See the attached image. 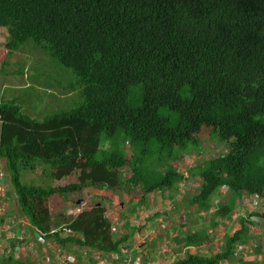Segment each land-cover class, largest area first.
<instances>
[{
    "label": "trees",
    "instance_id": "obj_1",
    "mask_svg": "<svg viewBox=\"0 0 264 264\" xmlns=\"http://www.w3.org/2000/svg\"><path fill=\"white\" fill-rule=\"evenodd\" d=\"M0 30L8 55L32 41L72 71L81 92L76 109L41 122L24 116L17 102L0 99V160L33 228L50 231L46 200L67 202L91 187L115 191L128 183L132 191L140 187L142 202L196 179L197 193L181 206L209 212L225 190L230 198L216 206L219 221L245 198L264 200V0H0ZM204 140L224 152L187 175L173 166L190 150L200 152ZM40 166L52 169L57 181L78 171V183L23 186L20 172ZM104 212L83 213L47 238L116 252L128 238L112 237ZM253 220L264 221V212L239 220L222 252L190 254L174 264L234 258L236 247L249 244ZM216 227L190 234L186 244L206 243ZM259 245L254 259L264 258Z\"/></svg>",
    "mask_w": 264,
    "mask_h": 264
},
{
    "label": "rangeland",
    "instance_id": "obj_2",
    "mask_svg": "<svg viewBox=\"0 0 264 264\" xmlns=\"http://www.w3.org/2000/svg\"><path fill=\"white\" fill-rule=\"evenodd\" d=\"M6 38L7 37L5 31L0 30V65L6 63V65L2 69L3 73L0 74V99L2 102L5 103L9 101L17 102L18 106L21 108V113L24 116L36 122H41L45 118L51 117L60 112L72 111L81 104L82 101L81 92L76 85V77L72 73V71L61 66L55 59H52L49 56L48 52H46L45 50L35 47L32 41L26 43L18 52L8 55L3 48V43L6 40ZM0 130H1V126H0ZM102 148L105 149V146H102ZM223 150L224 149L222 145H219L213 141L204 140L201 144L200 152L196 153L193 150H190V153L182 156L180 161L173 163V166L177 170H180V172L183 173L184 175L185 174L187 175L189 170H191L192 168H197L199 165L211 161L212 158H215L219 154H222L224 152ZM125 152L126 155L131 152V149L129 148L128 145L125 147ZM183 159H185V161L187 160L188 162L187 163L185 161L183 162ZM42 171L43 172L45 171L46 177H42L40 175ZM51 172H53L52 169L45 168L44 166L38 167L35 170V172H28L22 170L20 172V181L23 186H27V187L32 186L38 188L65 187L67 185L78 183V179H79L78 171H75L71 175L66 177L67 179L65 178L66 179L65 181L64 179L61 181L52 179L50 177ZM130 173L131 171L127 170L122 176H120L121 180L124 181L128 179ZM200 183L201 182L196 179H190V182L187 181L180 185L179 190L175 192L176 195H174V193L171 192L154 193L150 196L148 195L149 197L148 198L146 197V206H145L146 207L145 213L147 214L148 217L147 220H149V218H153V219L157 218L158 215L155 214L159 211L160 214L165 212L164 211L165 209L164 208L160 209V206L168 204L170 200L173 202L175 201L181 202L182 200L192 199L197 193ZM94 189H106L111 191L107 187H103V188L99 187ZM176 189H178V185ZM138 191H141L140 187H137L136 190L132 191V187L128 183H124L122 187L113 191L114 194H116L115 195L116 204L114 205L113 210L109 208H108L109 210L107 209L109 211L108 214L116 215L117 216L116 218L118 219H114V220H116L118 223L122 221L125 222L127 218L124 216L126 213V209L131 205H133V207L135 208L136 207L135 205L138 204V201L140 199L139 195L142 194L141 192ZM76 194H77L76 197H73L72 195L69 196V201L72 202V205L73 206L78 205V207H80L83 210L81 214L91 212L92 211L90 210L91 199L88 200L89 202L88 206L87 205L81 206L80 203L76 204V202L86 199L88 193L79 192ZM229 198L230 196L228 192H226L225 190L221 191L220 193L216 194L213 198L214 206L212 210L203 214H199V213L195 214L196 217L193 218V223L195 227L198 226L199 229L197 230H201V232H205L206 234L209 232L208 227L211 226V224H215L216 222L218 223V227H216L215 231H210L211 236L212 234L214 235L215 242L213 241L208 244L198 246V248L195 251L196 253L203 254L206 256H214L216 254V251L214 250H219L222 247V241L224 240V238L229 236L231 233L235 232L234 229L227 230L225 225L227 222L228 225H230V227H234L235 221L237 220V218H239L238 213L241 218H246V216H248L249 214L264 212V201L257 200L255 203H253L251 200H255V198L254 199L245 198L242 201H240L241 205L243 206H240V208L242 207V209H240L238 213L236 210V213H233L226 221L216 220L214 215L215 211L218 208L216 206L220 203L226 204ZM56 201H59V203L64 202L62 198L60 199V197H58ZM93 204L94 203H92V205ZM121 206H124L125 210H122ZM23 216L26 218L25 215ZM168 219L171 220L169 216ZM176 219H179V216H176ZM26 220L28 222L30 229L32 230L33 238H35L34 234H41L40 231L33 228L29 224L27 218ZM64 222H66L65 218H64ZM171 222L173 226L175 221L171 220ZM255 222L253 223V227L251 229L249 228L248 231L250 232L253 241L255 242V244L253 245L255 246L256 244L257 245L261 244L258 247H260L264 253V238H263V233H260V231L264 232V221L255 220ZM151 223L152 222L147 223L149 227V229L147 230H142V229L138 230L135 228L137 230L136 234L137 235L141 234L140 235L141 240L138 241V244L141 245H136V247L143 246L145 244L148 246V248L149 246L151 247L150 249L147 248L148 249L147 251L142 250V252H146V256H149L150 252L152 255L156 254L154 250H156L159 254H163L167 252L166 249L158 247L160 241H164L170 244L173 243L175 245L176 243L179 245H183L184 242L183 237L182 236L175 237L177 234L171 237L156 235L157 233L154 230L156 224L154 225ZM189 225L190 224H188V226ZM65 226L66 225H64L63 227ZM149 230L150 232L146 234L145 231H149ZM20 237L22 236L20 235L19 239H21ZM248 247L253 248L252 245ZM238 248L240 249V251H238L237 254L243 253L242 257H244L245 263L263 264L264 258L258 257L254 259L253 258L254 256L252 255L253 253L252 250L247 248L246 245H241ZM161 249L164 252H160L159 250ZM174 253H177L179 256L183 254V252L180 251V248L174 250ZM244 262L241 263L245 264Z\"/></svg>",
    "mask_w": 264,
    "mask_h": 264
},
{
    "label": "crops",
    "instance_id": "obj_3",
    "mask_svg": "<svg viewBox=\"0 0 264 264\" xmlns=\"http://www.w3.org/2000/svg\"><path fill=\"white\" fill-rule=\"evenodd\" d=\"M6 168L7 167L5 161L0 160V264H174L176 261L183 260L187 255L190 254L192 256L199 255L201 257H210L203 254H198L195 251L198 246L213 242V234L212 236L211 234L209 235V241L201 245L194 246L186 244L187 236L195 233L196 231H201L197 230L199 229V227H195L193 223V218L196 217L195 214H200L197 209H185L183 206H181L182 201L173 202L170 200L168 204L160 206V209L164 208L165 212L160 214L159 211L155 214L158 215L157 218H149V220H147L148 217L145 213L146 198L142 202H140L139 199L138 204L135 205V208L133 207V205H131L126 209V213L124 216L127 218L125 222L122 221L118 223L116 220H114L118 219L116 218V215L108 214V210H113L114 205L116 204V194H114L113 191H109L106 189H88L84 191L85 193H88L86 199L80 200L76 202V204L80 203L81 206H88V200L91 199L90 210L104 208V218L109 224L112 237L115 239H120L127 236L128 238V240L116 252H99L88 248L77 247L71 244L62 245L53 238H47V234L59 230L64 225L67 226V224H71L83 212V210L78 207V205L73 206L72 202L69 201V196L71 195L67 197V202L63 200V204L59 203V201H56V199H58L57 196L51 197L48 202L47 200L45 201V205L49 210L50 231L48 233L34 234L35 238H33L32 230L30 229L26 218L23 216L24 214L20 210L16 195L10 185V179L7 170L5 171ZM66 179H64V181ZM179 187L180 186L178 185V189L171 193H174V195H176L175 192L179 190ZM220 192L221 191H219L218 193ZM76 195V193L72 194L73 197H76ZM149 196L147 195L146 197L148 198ZM92 203L94 204L92 205ZM174 206L180 207L179 210H176L177 212L175 214L173 213ZM240 206L243 205H241L240 203L239 207L235 208L234 211L229 215V217L233 213H236V210L238 213L239 210L242 209V207L240 208ZM121 209L125 210V207L121 206ZM168 216L171 220L175 221L173 226L171 220L168 219ZM176 216H179V219H176ZM238 216L239 218H237V220L235 221L234 227H230V225H228V223L226 222L225 226L227 230H237L239 220L245 219L241 218L239 213ZM64 218L66 222H64ZM227 219L223 221H226ZM150 222H152L151 224H156V227L154 229L157 233L156 235L171 237L177 234L175 237H183V245H179L177 243L175 245L173 243L170 244L164 241H160L158 247L166 249L167 252L159 254L156 250L153 249L156 254L152 255L150 252V255L146 256V252H142V250L147 251L151 247L149 246L148 248L146 244L143 246H139L140 248L136 247V245H141L138 244V241L141 240V234L137 235L136 229L147 230L149 229L147 223ZM254 222H250V229L253 227ZM188 224H190L191 226H188ZM212 231H215V229ZM149 232L150 230L145 231L146 234H148ZM20 235L22 236L20 237L21 239H19ZM230 235H232V233ZM69 236L70 238L74 239L80 238L77 234H71ZM248 237L250 238V240L249 244L246 245L247 248H249L248 246L250 245L254 247L253 244H255V242L253 241V238L249 231ZM67 238L68 237L66 234L62 235V239ZM225 238L222 241V247L219 250H214L216 251V253L223 251ZM178 248H180V251L183 252V254H181L180 256L177 253H174V250H177ZM249 249H251L253 252V248L250 247ZM159 251L164 252L162 251V249ZM234 251V258L222 264H242L241 262L245 261L244 257H242L243 253L237 254V252L240 251L239 248H236Z\"/></svg>",
    "mask_w": 264,
    "mask_h": 264
},
{
    "label": "clouds",
    "instance_id": "obj_4",
    "mask_svg": "<svg viewBox=\"0 0 264 264\" xmlns=\"http://www.w3.org/2000/svg\"><path fill=\"white\" fill-rule=\"evenodd\" d=\"M259 200V199H258ZM262 201H264V200H262Z\"/></svg>",
    "mask_w": 264,
    "mask_h": 264
}]
</instances>
